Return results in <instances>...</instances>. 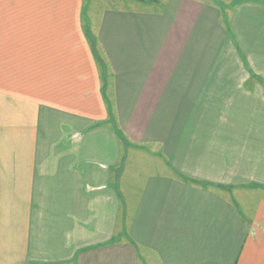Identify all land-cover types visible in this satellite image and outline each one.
Wrapping results in <instances>:
<instances>
[{
	"label": "crops",
	"instance_id": "obj_1",
	"mask_svg": "<svg viewBox=\"0 0 264 264\" xmlns=\"http://www.w3.org/2000/svg\"><path fill=\"white\" fill-rule=\"evenodd\" d=\"M258 91L264 0H0V264H264Z\"/></svg>",
	"mask_w": 264,
	"mask_h": 264
},
{
	"label": "rangeland",
	"instance_id": "obj_2",
	"mask_svg": "<svg viewBox=\"0 0 264 264\" xmlns=\"http://www.w3.org/2000/svg\"><path fill=\"white\" fill-rule=\"evenodd\" d=\"M145 3H149V2H145ZM259 93H261V92H264V91H258ZM262 94V93H261ZM260 95V94H259ZM263 95V97H264V93L262 94ZM261 96V95H260ZM257 109H258V113L260 114H264V105H259L258 107H257Z\"/></svg>",
	"mask_w": 264,
	"mask_h": 264
},
{
	"label": "water",
	"instance_id": "obj_3",
	"mask_svg": "<svg viewBox=\"0 0 264 264\" xmlns=\"http://www.w3.org/2000/svg\"><path fill=\"white\" fill-rule=\"evenodd\" d=\"M137 2H140V3H145V2H152V3H155L157 2L158 0H135Z\"/></svg>",
	"mask_w": 264,
	"mask_h": 264
}]
</instances>
